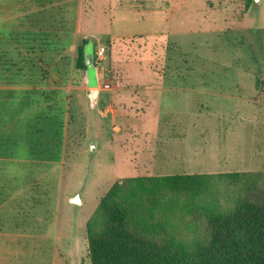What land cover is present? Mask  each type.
<instances>
[{
    "label": "rangeland",
    "instance_id": "374dc122",
    "mask_svg": "<svg viewBox=\"0 0 264 264\" xmlns=\"http://www.w3.org/2000/svg\"><path fill=\"white\" fill-rule=\"evenodd\" d=\"M181 2L0 0V264H90L87 224L124 180L208 175L224 204L264 185V0Z\"/></svg>",
    "mask_w": 264,
    "mask_h": 264
},
{
    "label": "trees",
    "instance_id": "16d2710c",
    "mask_svg": "<svg viewBox=\"0 0 264 264\" xmlns=\"http://www.w3.org/2000/svg\"><path fill=\"white\" fill-rule=\"evenodd\" d=\"M88 44L84 41L77 48L76 66L83 71ZM243 176L231 173L216 178L237 181ZM252 179L256 184H246L240 193L228 189L222 194L227 204L209 193L214 184L208 175L136 178L114 184L87 224L90 264H264V185ZM164 195L176 213L165 215L159 209ZM144 198L152 203L146 211ZM187 216L193 218L185 226L187 231L205 223L202 234L188 240L177 227L179 219ZM161 222L167 230H158Z\"/></svg>",
    "mask_w": 264,
    "mask_h": 264
},
{
    "label": "crops",
    "instance_id": "0c3cea01",
    "mask_svg": "<svg viewBox=\"0 0 264 264\" xmlns=\"http://www.w3.org/2000/svg\"><path fill=\"white\" fill-rule=\"evenodd\" d=\"M183 1H186L187 2V4L188 5H190L191 7H195V0H182V2L181 3H183ZM182 5V4H181ZM157 7V6H156ZM158 7H160L161 8V10H151L150 12H151V16H150V20H151V24H152V26H151V29H150V32L149 31H147V34L148 35H150L152 38H154V37H159V38H161V39H163L164 37H166V38H168L169 37V35L171 34V35H174V31H169V28H167V26H168V22H169V19L167 18V17H163L162 16V13H164V7H163V4H161V2H160V5L158 6ZM197 8H198V5L196 6ZM173 13H171V15H172ZM179 18H181V16L179 17ZM197 20H199V17L197 18ZM184 21V20H183ZM183 21H181V22H183ZM153 24L156 26V25H159V26H162L161 28L163 29V28H166V30L165 29H163V30H160V31H157V28L156 27H153ZM166 26V27H165ZM123 31V35H125L126 34V31H124V30H122ZM194 33H196V31H194ZM198 33V32H197ZM122 35V36H123ZM179 84H181V83H178L177 84V86H172L171 87V89H175V90H177V91H180L181 89H184L185 87H183V88H181V85H179ZM199 89V88H201V87H199V85H198V83L196 82V83H194V85L192 86V89ZM170 89V90H171ZM194 92H199V93H201V91H194Z\"/></svg>",
    "mask_w": 264,
    "mask_h": 264
},
{
    "label": "built area",
    "instance_id": "2783aa9c",
    "mask_svg": "<svg viewBox=\"0 0 264 264\" xmlns=\"http://www.w3.org/2000/svg\"><path fill=\"white\" fill-rule=\"evenodd\" d=\"M103 53H104V49H103V48H99V49H97L96 52H95L96 57H97L98 59H101V58H102Z\"/></svg>",
    "mask_w": 264,
    "mask_h": 264
},
{
    "label": "water",
    "instance_id": "95a60500",
    "mask_svg": "<svg viewBox=\"0 0 264 264\" xmlns=\"http://www.w3.org/2000/svg\"><path fill=\"white\" fill-rule=\"evenodd\" d=\"M255 3L256 2H258V0H253ZM93 149V147L92 146H90V150H92ZM72 202L73 203H78L79 202V199L78 198H74V199H72Z\"/></svg>",
    "mask_w": 264,
    "mask_h": 264
}]
</instances>
